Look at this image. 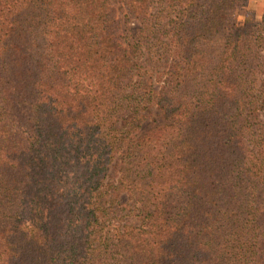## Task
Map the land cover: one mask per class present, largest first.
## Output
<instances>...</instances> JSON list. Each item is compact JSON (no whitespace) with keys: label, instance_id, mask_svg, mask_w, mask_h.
<instances>
[{"label":"trees","instance_id":"16d2710c","mask_svg":"<svg viewBox=\"0 0 264 264\" xmlns=\"http://www.w3.org/2000/svg\"><path fill=\"white\" fill-rule=\"evenodd\" d=\"M246 1L0 0V264H264V18L238 26ZM150 105L166 123L142 133Z\"/></svg>","mask_w":264,"mask_h":264},{"label":"rangeland","instance_id":"374dc122","mask_svg":"<svg viewBox=\"0 0 264 264\" xmlns=\"http://www.w3.org/2000/svg\"><path fill=\"white\" fill-rule=\"evenodd\" d=\"M116 15L119 19H122L125 14V9L120 5H115ZM249 18L252 21L260 22L264 18V0H247L244 6L237 9L236 23L238 26H242L245 18ZM139 22L137 19H131L128 23V28L130 32L134 33L138 27ZM175 60L167 59L161 61L157 72L153 76V85L156 91H159L164 85V81L167 79L168 73L172 70ZM145 115V121L142 124L141 132L146 133L153 130L154 128L161 126L166 123L162 112L157 105L147 106L146 110L143 111ZM140 132V134H141ZM123 164L122 154H117L109 166V172L107 179L105 178L104 183L109 184L116 183L119 178L120 170ZM118 198L121 202L127 203L129 205L136 206L132 200L129 199L128 194L125 191H119ZM142 208L139 207V212ZM148 210L152 211L151 208ZM126 223L131 226H142L144 225L143 218L139 216H129L126 218Z\"/></svg>","mask_w":264,"mask_h":264}]
</instances>
